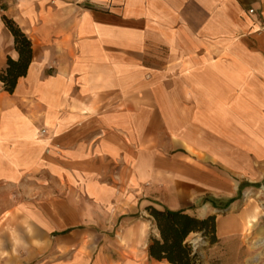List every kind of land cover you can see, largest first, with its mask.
I'll use <instances>...</instances> for the list:
<instances>
[{
	"label": "crops",
	"instance_id": "0c3cea01",
	"mask_svg": "<svg viewBox=\"0 0 264 264\" xmlns=\"http://www.w3.org/2000/svg\"><path fill=\"white\" fill-rule=\"evenodd\" d=\"M3 16L32 57L0 82V183L37 191L0 221V264H169L148 205L215 215L219 264L259 262L264 0H0V71Z\"/></svg>",
	"mask_w": 264,
	"mask_h": 264
},
{
	"label": "trees",
	"instance_id": "16d2710c",
	"mask_svg": "<svg viewBox=\"0 0 264 264\" xmlns=\"http://www.w3.org/2000/svg\"><path fill=\"white\" fill-rule=\"evenodd\" d=\"M3 23L13 36L17 59L7 57L5 67L0 71V82L3 90L12 94L19 78L26 75L31 63V41L10 17L3 16ZM264 186V181L256 187ZM232 200H229L231 202ZM229 203L225 205L227 207ZM153 219L158 236L151 235L147 245L149 257L169 264H203L199 251L217 242L215 234V215L198 218L182 210L145 207ZM191 234H197L201 241L194 245Z\"/></svg>",
	"mask_w": 264,
	"mask_h": 264
},
{
	"label": "rangeland",
	"instance_id": "374dc122",
	"mask_svg": "<svg viewBox=\"0 0 264 264\" xmlns=\"http://www.w3.org/2000/svg\"><path fill=\"white\" fill-rule=\"evenodd\" d=\"M32 183L36 182L34 179L31 178H29L27 181L23 180L16 187H13L9 184L0 183V221L3 217L5 218L7 215H9V211L14 205H16L18 202L19 204H22L27 199H29L31 196L29 195V193H36L37 189H33L34 186ZM243 199L247 200V202H249L250 207H252L253 210L256 211V215L258 216V219L256 218V224L259 223L260 227H264V186L259 187L257 190L245 191ZM191 238L193 239V237H189V239ZM210 250L209 247H204L199 251V255L202 254L203 256L201 258L202 261L206 260V263L203 264H219L220 259L223 256V248L218 245L211 251ZM205 253H209L206 259L204 257ZM257 253L259 257V262H255V258H253L250 263L264 264V232H262V234H260L259 236V245L251 249L250 257L252 258ZM256 259H258L257 256Z\"/></svg>",
	"mask_w": 264,
	"mask_h": 264
},
{
	"label": "built area",
	"instance_id": "2783aa9c",
	"mask_svg": "<svg viewBox=\"0 0 264 264\" xmlns=\"http://www.w3.org/2000/svg\"><path fill=\"white\" fill-rule=\"evenodd\" d=\"M249 13H253V10H249ZM260 31L262 32V34H264V26H262V27L260 28ZM40 133H41V134L45 133V130H41Z\"/></svg>",
	"mask_w": 264,
	"mask_h": 264
}]
</instances>
